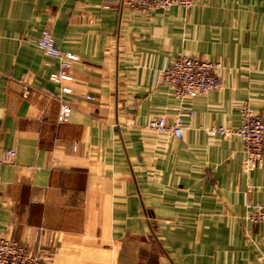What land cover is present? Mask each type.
<instances>
[{"label": "crops", "instance_id": "0c3cea01", "mask_svg": "<svg viewBox=\"0 0 264 264\" xmlns=\"http://www.w3.org/2000/svg\"><path fill=\"white\" fill-rule=\"evenodd\" d=\"M44 28L79 56L73 81L51 78ZM181 53L221 62L224 86L187 103L177 138L148 123L179 112L161 71ZM244 102L264 113V0H0V159L17 152L0 162V238L45 264H264V224L246 218L264 158L246 174L241 138L206 130L238 126Z\"/></svg>", "mask_w": 264, "mask_h": 264}, {"label": "built area", "instance_id": "2783aa9c", "mask_svg": "<svg viewBox=\"0 0 264 264\" xmlns=\"http://www.w3.org/2000/svg\"><path fill=\"white\" fill-rule=\"evenodd\" d=\"M198 0H124L125 4L133 10L150 12L156 8L169 9L173 5L190 8ZM36 45L47 54L60 60L59 72L52 73L51 78L62 83L73 81L71 67L79 56L73 52H66L57 47L54 35L50 28H44L40 37L35 40ZM221 62L209 59L197 58L181 53L165 65L161 71L162 81L167 84L172 95L179 100L178 114L172 119L165 115L153 116L148 127L157 132H171L177 138H182L186 122L184 116L193 118L194 111L187 103L191 100L206 95L209 91L221 89L224 86L223 78L219 71ZM73 88L69 84L62 86V92L71 93ZM30 93V86L24 83L23 96ZM52 98L59 100L60 108L58 121L68 122L72 113L70 101L62 98L61 94L50 92ZM88 99L95 96L87 95ZM212 136L237 135L243 143L244 157L242 160V172L248 174L258 167L264 158V113L256 111L249 102L242 105V118L238 126L211 125L206 128ZM17 156L15 149L6 150L0 162L13 163ZM246 218L252 223L264 224V205L250 203ZM0 264H45V261L33 252L28 246L18 243L16 240L0 238Z\"/></svg>", "mask_w": 264, "mask_h": 264}]
</instances>
